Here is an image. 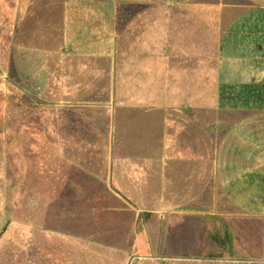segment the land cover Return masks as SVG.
I'll return each mask as SVG.
<instances>
[{"label":"crops","instance_id":"0c3cea01","mask_svg":"<svg viewBox=\"0 0 264 264\" xmlns=\"http://www.w3.org/2000/svg\"><path fill=\"white\" fill-rule=\"evenodd\" d=\"M4 24L12 56L49 66L40 89L75 92L59 105L159 123L150 153L203 161L158 168L209 171L224 225L264 218V0H0Z\"/></svg>","mask_w":264,"mask_h":264},{"label":"rangeland","instance_id":"374dc122","mask_svg":"<svg viewBox=\"0 0 264 264\" xmlns=\"http://www.w3.org/2000/svg\"><path fill=\"white\" fill-rule=\"evenodd\" d=\"M10 44L4 24L0 264H264V218L224 225L218 213L233 207L209 171L158 168L202 154L150 153L160 124H130L121 107L112 117L105 106H37L48 92L21 72ZM132 133L143 153H125Z\"/></svg>","mask_w":264,"mask_h":264},{"label":"trees","instance_id":"16d2710c","mask_svg":"<svg viewBox=\"0 0 264 264\" xmlns=\"http://www.w3.org/2000/svg\"><path fill=\"white\" fill-rule=\"evenodd\" d=\"M19 52H23V50H20ZM43 59H38V58H34V57H21L17 59V66L18 68L21 70V72L23 74H27L30 75L34 78L35 81L38 82H43L41 85L42 86H46V84H49V78H50V74H49V66H43L42 61ZM48 92V96L50 98L49 101H47L46 103L42 102V101H35L34 103L37 106H43L44 104H48L51 105V107L56 106L59 104L60 101L62 100H69L72 98H75V92H70V91H64V90H56V89H51V90H47ZM79 107V106H76ZM2 126V127H1ZM0 128L4 129L6 128V125H2L1 124ZM114 213L118 212L117 208H113ZM134 216V214H132V217Z\"/></svg>","mask_w":264,"mask_h":264}]
</instances>
